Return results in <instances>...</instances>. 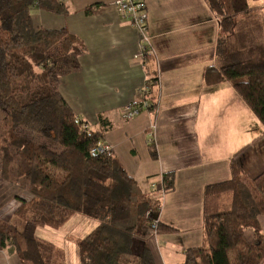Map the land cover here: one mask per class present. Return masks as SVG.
Returning <instances> with one entry per match:
<instances>
[{
	"label": "trees",
	"instance_id": "1",
	"mask_svg": "<svg viewBox=\"0 0 264 264\" xmlns=\"http://www.w3.org/2000/svg\"><path fill=\"white\" fill-rule=\"evenodd\" d=\"M63 1L0 0V113H6L0 178L24 192L13 197L20 203L17 217L28 224L58 230L79 214L97 223L79 241V264H155L148 248L134 254L133 242L153 235L158 202L141 192L111 151L93 153L102 134L90 130L57 89L63 71L78 66L75 38L33 24L35 8L67 14ZM205 1L219 18L215 50L224 64L207 67L204 80L230 83L264 127V14L248 0ZM239 153L230 158L231 178L206 186L204 243L189 249L181 264H264V171L248 176L235 159ZM172 183L173 174H165L163 189ZM167 230L158 223L157 234ZM8 247L21 264H56L54 243L21 237L0 219V251Z\"/></svg>",
	"mask_w": 264,
	"mask_h": 264
},
{
	"label": "crops",
	"instance_id": "2",
	"mask_svg": "<svg viewBox=\"0 0 264 264\" xmlns=\"http://www.w3.org/2000/svg\"><path fill=\"white\" fill-rule=\"evenodd\" d=\"M116 1L64 0L65 15L37 8L31 15L35 28L65 29L75 38L78 66L63 71L57 89L76 116L102 134L101 145L110 147L141 192L158 202L159 223L170 228L136 237L134 254L148 248L155 264H181L189 249L204 243L206 186L231 178L230 158L261 141L264 127L230 83L204 80L207 67L224 64L215 50L219 18L205 0H144L151 42L145 61L136 59L142 34L120 17ZM147 84L154 108L125 120V107L139 101ZM252 168L260 174L264 160ZM169 173L172 188L165 190L162 179ZM18 191H0L1 220L17 217ZM0 264H21L14 247L0 251Z\"/></svg>",
	"mask_w": 264,
	"mask_h": 264
},
{
	"label": "rangeland",
	"instance_id": "3",
	"mask_svg": "<svg viewBox=\"0 0 264 264\" xmlns=\"http://www.w3.org/2000/svg\"><path fill=\"white\" fill-rule=\"evenodd\" d=\"M248 1L249 4L257 8L259 13L264 14V0H248ZM5 118H6V113L1 112L0 136L4 134ZM257 120L260 123L259 119ZM22 133L24 135H27V137L30 140L36 143L42 142L43 138L41 136L26 132H22ZM245 149L246 152L244 154H241V156L237 155L235 159L236 161H238V163H240L242 169L243 170L245 169L246 172H248V174L250 175V177H253L257 175L258 172L252 168V166H254L255 160L258 161L259 159L264 160V137H262L261 141L258 140L257 142L254 143L252 142V144L246 146ZM251 155L253 156L252 159H251ZM154 184L157 185L158 180H156ZM8 186L10 185L3 182L0 178V190L2 189L4 190ZM17 194L23 197L24 192H21L19 190ZM5 221L6 223L10 224L21 237H30V238L39 237L54 243L57 247V254L55 257L56 264H79L78 240L84 238V236H86L90 232V230L94 227V225H96L95 221L85 218L80 214L75 216V218H73L66 226H64V228L58 230L49 227H39V226H34L32 224H28V222L20 219V217L19 218L15 217L11 220H5ZM262 222L264 227V217L262 218ZM250 233L251 231L248 232V234Z\"/></svg>",
	"mask_w": 264,
	"mask_h": 264
},
{
	"label": "built area",
	"instance_id": "4",
	"mask_svg": "<svg viewBox=\"0 0 264 264\" xmlns=\"http://www.w3.org/2000/svg\"><path fill=\"white\" fill-rule=\"evenodd\" d=\"M120 17L123 20L129 21L136 26L142 34V44L140 46L139 53L136 55V59L145 61L150 55L151 42L148 28V14L147 7L144 0H118L114 3ZM150 86L147 84L139 92V101L133 105L126 106L123 112V118L125 120H132L144 111H149L153 107V103L149 99ZM110 152V147L100 144L99 148H95L93 153ZM158 217L153 219L152 234L157 235Z\"/></svg>",
	"mask_w": 264,
	"mask_h": 264
}]
</instances>
